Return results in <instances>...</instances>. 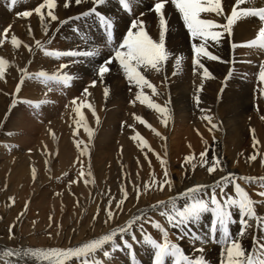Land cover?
<instances>
[{
    "label": "snow or ice",
    "instance_id": "snow-or-ice-1",
    "mask_svg": "<svg viewBox=\"0 0 264 264\" xmlns=\"http://www.w3.org/2000/svg\"><path fill=\"white\" fill-rule=\"evenodd\" d=\"M73 2L75 5H82L85 0H62L64 8H68ZM17 4L18 0H7V11L14 13L18 18H28L36 14L45 34L48 33L52 21H56L58 26H62L70 21L86 24L91 19L102 30L103 36L88 42L85 48L73 47L67 50H48L41 40H35V48L41 51L44 56L65 57L67 61L61 63L53 74H49L45 70L29 72L27 66L17 69L20 75L14 91L4 93L10 96V102L3 114L4 118L0 119V129L4 128L8 120L20 108L24 109L31 120L39 121L43 124L46 119L43 115L44 106L55 104L56 102L49 99L33 100L25 97L23 89L27 86L26 81L33 80L43 85H48L49 82L54 81L65 89L71 88L74 86V81L79 79V77L65 70L70 66H75L77 63L95 64V67L91 69L92 78L87 85H82L81 87V96H90L89 88H94L99 84L103 86V96L107 99L110 95V85L106 83V77L111 74L113 67H115L116 71L122 73L123 78L127 82L128 92L131 96L129 103L135 105L139 102L141 105H147V107L156 110V112L161 114V123L166 127L168 120L173 116L169 109L170 96L161 105L144 92V89L147 88L151 90L152 96L162 95L158 91L157 86L147 78L146 73H161L170 58H173L175 64L173 65L172 74L175 75V69L180 66L182 61V57L169 48L171 34L166 6H171L178 13L185 30L186 39L191 41L192 71L194 75L199 77V84L192 99L194 106L201 112V118L207 121L209 131L217 130L219 122H214L212 115H205L209 110L200 107V92L203 90L206 80L215 79L216 77L204 61H215L232 65L222 77L221 87L218 90V100L223 99L224 87L232 78L233 68L236 63L234 55H230L225 60L218 52L210 51L209 48L213 46L218 48L226 40L230 53L234 54L237 48L245 47L255 49L257 54L264 56V6L249 5L248 0H231L230 11L226 9L222 0H154L147 11L154 14V22L158 24V35L156 38L150 34L152 30L147 27L145 12L141 11L139 4H134L133 0H115L117 11H113L110 7L113 4V0H88V6L85 10L79 11L76 15L65 19H59L54 11L57 8V0H41L34 8L24 10H17ZM201 14H214L220 20L202 18ZM253 17L257 19L259 24L254 37L236 41L234 39V29L239 26L240 22ZM121 23L124 24L123 29L120 28ZM11 27V24H9L0 30V44L4 43L3 37L8 36ZM72 30L75 33L84 31L79 24L75 23ZM117 32H119V35H117ZM31 33V26L29 25V34L31 35ZM81 39H85V37H81ZM210 41L213 43L210 44ZM10 42L14 48L23 47L29 53L33 51L31 44L24 43L15 34H11ZM100 48L110 49V51L107 54H102L99 50ZM8 66L9 61L0 57V80H5ZM257 69V92L260 98H264V59L258 61ZM163 83L167 87L166 75ZM51 90L49 88V91ZM78 100H80V97L74 96L70 101L71 111L75 113L73 123L76 126L72 129V134L75 137L77 129L81 125L83 126V130L88 137L87 143L77 138L75 139V144L80 156H88V145L93 142L96 130L88 126L81 109L84 107L90 109L97 125L100 124V118L93 104L85 103L83 100L77 103ZM65 107L67 108L68 105H65ZM132 116L135 121L151 129L155 135L161 136V133L152 128V125L141 116L135 113H132ZM261 119L264 120V116H261ZM48 123L49 125L51 124L50 121ZM125 126L133 129L134 134L131 139L137 142V146L144 152L145 159H148V153L151 152L164 168V179L156 180L153 178L149 182H144L142 184L143 192L147 193L154 186L159 190H163L164 186L167 185L168 189H171L172 179L168 175L166 159L148 146L144 137L135 131L133 124L122 121L121 127ZM48 132H52L50 127ZM250 132L252 133L253 145L255 146L259 143L256 140L255 130L250 129ZM18 134H23V129L10 130L3 133L5 139L0 141V148L9 149L10 142L8 138ZM53 138H55L54 134ZM161 138L165 139L162 136ZM82 144L84 147H81ZM208 153L209 149L205 148V151L199 154L204 164L208 165L207 172L212 174L219 170V172L224 173L220 175L219 179L213 180L211 185L197 183L186 188L183 192L177 193L176 196L169 197L166 201L157 200L148 209V212L140 210L138 213L132 214L123 224L110 227L105 233L82 242L78 246L67 248L50 247L47 249L26 248L24 246L17 248L13 246L7 247L4 255L8 257L9 264H29L30 256L42 258V261L47 262V264H72L73 260L78 261L79 264H114L115 253L124 251L130 257L129 264H143L142 261L138 260L134 248V245L143 242L153 250L151 264H166L168 258H171V264H211V261L207 260L203 254L204 245L211 242L222 245L218 264H264V215H258L255 207L257 204L264 206V191L258 192V196L262 198L260 201L253 200L237 181L243 180L254 183L257 178L236 176L232 172H226L222 160L217 155L212 154L209 161ZM256 158L255 154L248 157L250 161L256 160ZM190 159L192 158L185 157L186 161ZM77 162L79 163V158ZM137 164H139V160H137ZM261 164L264 165V158L261 159ZM81 168L83 169V165H81ZM32 174L35 177V168H33ZM67 175L65 172L62 177ZM125 175L127 174L125 173ZM85 176H92L90 167L87 173L83 170L81 171L80 178ZM62 177H56L55 179L61 181ZM259 181L261 187H264V177H260ZM76 182V180L69 179V189ZM92 182L94 183V181ZM85 183H88L87 179H85ZM229 185L232 186L234 195L225 192ZM135 188V196L138 200L141 195V185H135ZM217 189H219V194ZM9 199L11 200L12 198L10 197ZM127 199L128 191L126 187L122 186L119 199L110 197L107 200V206L103 209L105 224L113 221L114 210L112 205L115 204V208L122 211ZM179 200L184 201L182 206L178 205L177 202ZM25 209H27V203L25 204ZM234 210H238L239 216V230L235 236L230 231V225L237 223V218L233 215ZM153 211H159V215L166 218L169 226L180 230V239L190 236L193 243L199 241L200 247L195 249L199 254L192 257L177 243L171 242L165 226L148 215V213ZM98 214L99 209L97 210ZM205 214L211 215V222L207 226V232L200 235L192 231L191 226L199 223ZM49 219H52L51 216ZM95 219L96 216L93 217L94 221ZM253 221L256 222L257 230L260 234L257 235L256 232H253L251 247L246 248L243 238L248 233V230L253 227ZM145 224H150L161 233L163 236L162 243L146 233ZM13 227L14 225H9L8 228L9 240H14L15 238ZM137 231L140 233V239L137 237ZM217 233H219V236H217ZM49 236H51V233H49ZM97 253L101 254L99 258ZM0 264H3V262H0Z\"/></svg>",
    "mask_w": 264,
    "mask_h": 264
},
{
    "label": "bare ground",
    "instance_id": "bare-ground-1",
    "mask_svg": "<svg viewBox=\"0 0 264 264\" xmlns=\"http://www.w3.org/2000/svg\"><path fill=\"white\" fill-rule=\"evenodd\" d=\"M6 2H7V0H0V30H2L4 27H7L9 24H11L12 27H11V30H10V33L8 34V36L3 37L4 43L0 44V57H3L4 59L9 61V66L6 68V78H5V80H0V94L4 95V101L2 99H0V107L2 108L3 112H5L7 110V105L10 102V96L5 95L4 93H6V92L10 93V92L14 91L15 84L18 81L19 75H20V73L17 70L18 68H22V67L27 66L29 72H36L39 70H45V71H48L49 74H53L59 68V65L61 63H65L67 61V58H65V57L55 58V57L44 56L41 51H39L38 49L35 48V40H41V42L44 43L45 48H47L48 50H67V49L73 48V47L85 48L87 46L88 42H91L94 39H98V38L103 36L102 30L91 19H89V21L86 24L82 23V22L70 21L69 23H66L62 26H58L56 21H52L48 33L45 34L43 31V28L41 26L39 17L36 14H33L32 16H30L28 18H18L15 16L14 13L7 11ZM39 2H41V0H18L17 10L34 8ZM133 2H134V4L138 3L140 6V10L145 12L147 27L152 30L150 34H152L154 36V38H156V36L158 35V24H156L154 22V14L147 11L148 7L154 2V0H133ZM222 2L225 4L226 9H228L230 11L231 0H222ZM248 4L254 5L257 7L264 6V0H248ZM87 6H88V0H85L84 4H82V5H75V3L73 2L70 4V6L68 8H64L62 0H57V8L54 11L57 13L59 19H65L66 17L76 15L79 11L85 10ZM244 6H248V5H244ZM110 7L112 8L113 11H117L116 6H115V0H113V4L110 5ZM166 7L168 9V19L170 21V34H171L170 40H169V48L175 54L180 55L182 57V61H181L180 66L175 69V71H176L175 75L172 74L173 73V65L175 64V60L173 58H170L169 62L167 63V65L165 66L164 70L161 73H155V72L146 73L147 78L157 86L158 91L161 92L162 95L152 96L151 90L147 89V88L144 89V92L146 94L150 95L151 99H153L156 103H160L161 105H163L164 101L168 100L169 96H170L171 102L169 104V109L173 113V116L168 120L167 126L165 127L161 123L162 116L160 113L156 112V110L147 107V105H141L139 102H137L135 105H132L129 103L131 96H130V93L128 92L127 82L123 78L122 73L117 72L115 67H113L111 74L106 77V83L108 85H110V95L107 97V99H105V97L103 96V86L97 84L96 87L89 88L91 95L87 96V100L89 99V102L94 105L95 109L98 108L96 110V113L100 118V124L97 125L95 123V118L92 116L91 112H88L87 107H84L81 109V112L84 114V116L88 115V113H91V115H88L89 117L88 116L87 117L85 116V117H86V121L91 120L90 121L91 125L90 124L89 125L92 126L93 129L96 130L94 132L93 142L90 144L91 148H93V150H94L93 152H95V156L98 155V156H96L98 158H99V156H100V158L102 156H104L103 159H105L106 155H104V154L108 153L107 157L109 159H111V160H109V162L112 163V162H114L113 161L114 157L112 159L110 152L112 150L115 151L117 149L116 147L119 148V152H120V149L122 151L119 154V156L122 155V160L120 158V163L118 162L120 164V166L118 165V167L120 169V167L122 165L123 169H125V172L121 176L123 178L122 181L120 183L118 182V184H117L119 188L117 191L115 190L116 192L113 193V197H116V199H119L120 198V188L122 186L126 187V189L128 191V199L125 201V203L123 205V210L121 211L119 209H116L115 204H114L112 207L114 210L113 221H110L108 224L104 223L105 217L101 218L100 215H97L95 221H92L93 224L91 223L90 227L87 228V231L85 233L80 232V229H83L82 226L80 225V226H78L79 229L77 231L75 230L73 233H71L69 235H66L63 233V235H61V234L58 236L55 235V237L50 238V239H46V237H45V239L39 238L38 242H37L38 245H36V246L30 245L31 240L28 242L26 239H23L22 235H20V232L18 231L19 226H20L19 221L15 220L13 231L16 234L15 235L16 238H14V240H9V238L0 237V262H3V264H9L8 257H6L4 255V252H5L7 247L16 246L18 248L19 246H24L26 248H44V249H47L50 247L67 248V247L78 246L82 242H86L89 239L95 238L98 235L105 233L110 227H115L117 224H123L128 218H130V216L132 214H136L140 210L148 212V209L156 203L153 201V199L157 200V198L160 197V196L156 197L154 195H153L154 198L153 197L152 198L144 197L142 195L143 192H141L139 199L137 200V198H135L136 197L135 196V191H136L135 185H141V190H142V184L148 179L146 176V174H147L146 168H148L151 171V169L153 167L152 168H150V166L146 167V165L148 164L147 163L148 159L145 160V158H141L140 154L143 152H140L141 150L139 151V149H137L139 147L138 146L136 147V145H137L136 141L133 140L132 142H130V140H132L131 137L134 134L133 129L128 128L126 126L121 127V121L123 120V121H126L128 124H133L135 127V131L139 132L141 134V136L148 134L146 132H149L151 130L149 128H147L145 125L140 124L138 121H135L133 116H132V113H135L136 115L141 116L144 120H146L149 124L152 125V128H154V125L155 126L159 125L161 128L166 129L168 132H169V129H171L173 127V125H176V126L177 125L178 126L188 125L190 128H191V126L193 128H197V127H200V125L206 123L205 122L206 120H203L201 118V112L197 107L194 106L193 99H192L193 95L195 93V89L199 84V77L197 75H194L193 71H192V59H191V52H190L191 41L186 39L185 30L182 26V22L179 19L178 13L171 6H166ZM201 16H202V18L220 20V18L215 17L214 14H201ZM74 23L79 24L80 27L84 31L80 32V33L73 32L72 29H73ZM29 25L31 26V30H32L31 35L29 34ZM258 26H259V24H258V21L255 17L250 18L246 21L240 22L239 26L234 29V39L236 41H243V40H247V39L254 37ZM123 27H124V24L121 23L120 28L123 29ZM11 34H15L24 43L31 44L33 46V51L31 53H29L28 50L23 48V47L14 48L10 42ZM117 35H119V32H117ZM81 37H85V39H81ZM209 43L212 44L213 42L210 41ZM99 50L102 52V54H107L110 51V49H106V48H100ZM209 50L213 51V52H218L225 60H227L230 55H234L236 63H235V67L233 68V76L230 79V81L227 83V85L224 87L223 99L218 100L217 99L218 94H219L218 90L221 87L222 77L227 72L228 68L231 67L232 65L227 64V63L215 62V61H207V60L204 61L206 66L209 68V70L211 72H213V74L216 78L206 80L204 82L203 90L200 92V96H201L200 107L208 109L209 111L207 113H205V115H212L214 117V122H219V127L217 129L219 134H216L217 136L219 135V139L214 144V146L210 145L209 148L206 146L209 149L208 156L210 158L212 156V154L219 151L221 153V155L223 156L221 160L223 162V167L226 170V172H232L236 176H250V177L257 178L254 183H249V182H246L243 180H238L237 182L240 183L241 186L249 193V196L252 199L255 198L258 200V199H260V197L258 196V192L264 191V189L258 188V185L259 186L261 185L259 178L264 177V165L261 164V159L264 158V120L261 119V116H264V98H260L258 95V92H257V88H258L257 64H258L259 60L264 59V56L257 54L255 49H248L245 47L237 48L235 50L234 54L230 53V50L228 47V42L226 40L224 42H222V44L218 48L213 46V47H210ZM94 67H95L94 63H77L75 66H70L68 69H66L65 71H69L74 76L79 77V79H76L74 81V86L71 88H67V89L63 88L60 85H57L54 81L49 82L48 85H43V84H40V83L33 81V80H27L26 81L27 86L24 87V89H23V95L25 97L31 98L33 100L49 99V100L55 101L56 102L55 104H49L47 106H44L43 115L46 117L44 122L50 121L51 122L50 125L58 122L57 124H60V128H61V124L63 125V123H64V124H67L70 127L74 128V127H76L73 123V117L75 116V113H73L71 111L70 101L74 96H76V97H80V100H83L86 103V100H84V97L82 98V96H81L80 90H81L82 85H87L88 82L90 81V79L92 78L91 69ZM165 75L167 76V87H165V85L163 83ZM49 88H51L52 90L49 91ZM3 95H1V96H3ZM80 100H78L77 103H79ZM126 103H128L127 106H125ZM65 105H68V107L66 108ZM85 110L88 113L85 112ZM224 110H228V111L224 112ZM89 111H90V109H89ZM121 115H122V118H121ZM123 115H125V117H123ZM126 115H127V117H126ZM1 116H3V115L1 114ZM12 118H13V120H12ZM16 118H18V119L16 120ZM37 122L38 121L31 120L28 117L27 113H25L24 109L20 108L19 110L16 111V114L8 120V122L6 123L5 126H10V127L13 126L14 127V125H17L19 123H24V124H27L30 128H32ZM39 124H41V123L39 122ZM207 124L208 123H206V125ZM47 125L49 126V123H47ZM18 126H20V125H18ZM57 127L59 129V125H57ZM181 127H183V126H181ZM189 127H187V128H189ZM204 127H206V126H204ZM14 128H16V127H14ZM18 128L19 127H17L16 130H18ZM43 128H45V127H43ZM72 128H71V131H72ZM197 129H200V128H197ZM250 129L255 130L256 140L259 142L255 146L253 145V138H252V133L250 132ZM54 130H55V128H54ZM78 130H81V129L78 128ZM82 130H83V127H82ZM123 130H125V133H126L125 138H124V135L121 134L122 132L120 133V131H123ZM156 131L159 132L158 129ZM163 131L164 130H162V132ZM200 131H201V129H200ZM77 132H78V134L80 133V131H77ZM152 132L153 131H151L149 133H152ZM215 132H217V131H215ZM53 133L54 132H52V134ZM57 134H59V133H57ZM61 134L63 135V133H61ZM207 134L208 133H206L205 135H207ZM49 135H51V134H49ZM84 135L87 137L86 134H84ZM183 135H184V133H183ZM79 136H83V134H81ZM149 136H151V134H149ZM209 136H210V134H209ZM3 137H4L3 131H1L0 132V140L3 139ZM63 137H65V135H63ZM152 137H153V134H152ZM192 137H195L194 134L192 135ZM192 137H191V139H192ZM81 138L83 139L84 136ZM122 138H124V139H122ZM148 138H147V140H148ZM203 138H206V137H203ZM82 139H80V140H82ZM85 139H87V138H85ZM158 139H162V138L160 137ZM196 139L197 138H194V140H196ZM197 140H196V142H197ZM204 140L206 142V139H204ZM60 141H63V140L61 139ZM82 141L85 142L84 139ZM161 141H164V139H162ZM166 141H167V139H166ZM207 141H209V140H207ZM44 142H45V140L42 141V144H41L43 149H44V147L45 148L47 147V144L49 143V141H47V143L45 142L46 144H43ZM70 142H72V141H70ZM149 142L153 144V142H151V141H149ZM193 142H195V141H193ZM193 142H191V143H193ZM200 142L202 143V148H200L196 153H194L195 154V160L193 158L192 159L194 161L191 160L192 164L194 163L193 165L195 166L194 167L195 170H197L199 166L204 164V162L200 159L199 154L202 151H204V148H205L204 146L206 144H209L208 142L205 143L203 140ZM210 142H211V140H210ZM57 143H59V141H57ZM65 143L66 142L64 139V145H65ZM191 143H189V144H191ZM61 144H63V142ZM72 144H73V142H72ZM90 145H88V146H90ZM150 145L148 144V146H150ZM48 146H50V145H48ZM66 146L67 145H65L64 148H66ZM75 146H73V147H75ZM153 146H154L153 148H155V146H157L156 143ZM179 146H178V148H179ZM160 147H161L160 152H157V153L162 154L165 152L164 151V144ZM37 148H38V146H37ZM56 148H58V146ZM59 148H61V146ZM70 149H72V148H70ZM217 149H218V151H217ZM45 150H43V151H45ZM49 150H46V151L49 152ZM55 150H57V149H55ZM61 150L63 151V154H64V151L68 150V149L63 150V148H62ZM74 150H78V149H74ZM145 150H147V149H145ZM170 150H171V148H170ZM222 150H224V152H222ZM37 151L39 152L38 149H37ZM91 151H92V149H91ZM126 151H129L128 152L129 156L133 155L132 153L135 152V154H136L135 158L130 160L126 156ZM48 152H47V155H49ZM59 152H61V151L59 150ZM74 152H76V151H74ZM67 153H68V156L71 158L72 153L71 152H67ZM150 153L151 152H149V154ZM0 154H2V151L0 152ZM63 154L60 153V155H63ZM165 154H167V153H165ZM253 154H255L257 156V158H256V160L250 161L248 159V157L250 155H253ZM90 155H92V154H90ZM90 155H89V157H91V158L94 157V156L92 157ZM192 155H193V153H192ZM21 156H23V154H21ZM36 156H38V155H36ZM36 156H35V158H36ZM52 156H54V155H52ZM152 156H153V154H152ZM17 157H19V156H17ZM45 157H46V153H45ZM63 157L65 158L66 156L63 155ZM63 157L61 156L60 159ZM154 157H155V155H154ZM186 157H188V156H186ZM2 158H4V157H2ZM24 158H25V156H24ZM98 158H96V159H98ZM153 158L151 160L154 161ZM66 159H67V162L68 161L72 162V158L71 159L65 158L64 160L66 161ZM16 160H18V159H15V161ZM64 160H62V161H64ZM87 160H88V158H87ZM137 160H139V164H137ZM179 160L181 161V159H179ZM19 161H21V160H19ZM46 161H48V160H46ZM89 161H91L90 158H89ZM97 161H99V160H97ZM157 161L158 160H156L155 162H157ZM16 162H18V161H16ZM22 162H24L23 159H22ZM30 162H32V161H30ZM30 162H28V163H30ZM38 162L33 161L32 162L33 165L30 166L31 164L30 165L28 164L29 167L27 166V168L26 167L23 168L22 165H24V164H20V162H19V164H17L16 167L13 166L15 168V171L17 170L16 171L17 173H14L17 176L16 177V179H17L16 183H15L16 179L13 177L14 175L13 176L11 175L14 178V184L15 185L17 184L16 189H18V185L19 186L21 185V187H22V183L24 184V183H26V181H29V180H27L26 175L32 174L33 168H35V170H36L35 176L37 178H35L34 181L32 180V184H34V185L40 184V180L43 177L41 173L43 171L40 173L39 166L41 164L39 165ZM50 162H51V160H50ZM67 162H65L64 164H66ZM131 162H133V164H131ZM100 163H103V162L100 161ZM100 163L98 162L101 170L98 171L96 169L97 173L94 175V180H95L94 183L92 182L90 184L88 182L85 184V186H86L85 188H87L86 193L90 194L92 192L91 193L92 198L97 193L98 187L102 188V190H104V191L105 190L108 191V189L110 190L111 186H113V185L110 186V183H111L110 179L109 178L107 179V177L105 178V176H104L108 172V167H107V169L106 168L103 169V166ZM174 163H172V164H174ZM189 163H187L184 166V168L182 169L183 171L179 174V176L181 178L183 177V180L185 181V183H184L185 187L182 189H179V190L172 187L170 189V191H167V193L170 192L168 194L169 197H174V196H176L177 193L183 192L186 188L191 187L192 185L197 184V183L211 185L213 180L219 179L220 175L224 174V173L219 172V170H217L216 172H214L212 174H209L207 172L206 174H203L204 176L199 178V176L198 177L195 176L196 174L191 175V173H189L188 167L192 166V164H189ZM62 164L58 165V167L61 168V170H62V167H61ZM89 164L91 165V163L89 162L87 164L88 167H91L92 165L89 166ZM98 164H96V165H98ZM104 164H105V162H104ZM157 164H159V163H157ZM170 164L171 163L169 162V165ZM115 165H117V163H115ZM68 166L70 167L71 165H68ZM108 166H111V165H108ZM104 167H105V165H104ZM154 167L156 168L157 166H154ZM196 167H197V169H196ZM49 168L51 169V167H49ZM114 169L117 170V168H115L113 166L112 172L115 171ZM199 169H201V168H199ZM45 170H47L46 167H45ZM149 170H148V172H149ZM156 170H158L157 172L159 174V176H157L155 174V176H157V178H160V176H164L163 175L164 168L162 166H160L159 169H156ZM22 171H24V173ZM85 171H87V169L84 170V172ZM93 171H94L93 173H95V170H93ZM153 171H154V169H153ZM171 171H172V169H171ZM176 171H179V170H177V168H176ZM49 172L51 174V171H49ZM65 172H67V171H65ZM44 173L45 172H43V174ZM62 173H63V171H62ZM118 173L120 174V170ZM125 173L127 175H125ZM18 174H25V176L23 177V175H22L20 177V176H18ZM52 175H50V176H52ZM147 175H150V174L148 173ZM152 175H151V177H152ZM199 175H200V173H199ZM11 176H10V178H11ZM31 176L32 175H30L29 177H31ZM106 176H108V175H106ZM56 177H57V175H56ZM10 178H9V180H10ZM22 178H23V180H22ZM90 178H92V176ZM3 179H4L3 181L5 182V177ZM50 179H48V180H50ZM84 179H85V177H84ZM46 181H47V179H46ZM46 181H45V183H46ZM0 184H2V183H0ZM51 184H53V182ZM28 185H30V184H28ZM2 186H4V185H2ZM9 187H11V186H9ZM115 187H113V189ZM85 188L83 187L82 189L86 190ZM248 188H251L250 189L251 192ZM6 189H7V187H6ZM29 189L33 191V194L35 192V197L38 195L37 191L38 192L41 191V188L38 189V187H36V186H30ZM26 190H28V189H26ZM89 190L91 192H89ZM152 190L153 189H150V192H152ZM209 192H210V189H209ZM225 192L231 193L234 195V192L232 190L231 185H229L228 188L225 189ZM110 193H111V191H110ZM167 193H165V195ZM217 193L219 194V189H217ZM104 195H106V193H104ZM104 195H103V193H101L102 197H105ZM38 197H40V195ZM132 199H134V205L131 208H129V204H130ZM177 203H178V205L182 206L184 201L179 200ZM81 204H83V206L86 208V206H87V204H89V202L87 199H85V200H83V202H81ZM102 204H106L105 201H102ZM255 207H256L258 215H264V206L256 205ZM153 212H156V211H153ZM153 212L148 213V215H150L152 218L154 215ZM233 215L237 218V223L230 225V231L235 236V234L239 230L238 210H234ZM98 218L99 219L101 218V219L99 220ZM162 219H164V218H162ZM210 222H211V215L205 214L199 223L191 226L192 231H194L200 235H203L205 232H207V230H208L207 226L210 224ZM252 224H253V227L248 230V233L243 238V243H244V246L246 248L251 247L252 233L256 232L257 235L260 234L257 230L256 222L253 221ZM162 225L165 226L167 231H171L172 233L173 232L178 233V240L177 241L170 239V237L168 236V238L171 242L177 243L187 254H189L192 257L199 254L195 251L196 248L200 247L199 241H196L195 243H193V240L190 236H186L183 239H180L179 238L181 235L180 230L176 229V228H172L171 226H169L166 218L164 219V223H162ZM145 231H146V233L152 235V237L154 239H156L158 242H161V243L163 242V236L161 235V233L158 232L156 229H154L150 224H145ZM217 236H219V233H217ZM137 237H138V239L141 238L140 233L138 231H137ZM33 243H35V242H33ZM221 247H222V245L217 244V243H211V242L204 245V253L203 254L207 260L211 261V264H218L219 253H220ZM134 248H135V253H136L138 260L142 261L143 264H150V262H149L150 258L153 256V250L151 249V247L149 245H145L143 242H141L140 244L134 245ZM100 255L101 254L97 253L98 258L100 257ZM129 261H130V257L128 256L127 252L121 251V252L115 253L114 264H129ZM29 264H47V262L42 261V258H36V257L30 256L29 257ZM72 264H79V262L73 260ZM166 264H171V258H168V260L166 261Z\"/></svg>",
    "mask_w": 264,
    "mask_h": 264
},
{
    "label": "rangeland",
    "instance_id": "rangeland-1",
    "mask_svg": "<svg viewBox=\"0 0 264 264\" xmlns=\"http://www.w3.org/2000/svg\"><path fill=\"white\" fill-rule=\"evenodd\" d=\"M1 95H3V94H0V96ZM2 97V98H1ZM0 97V99H2L3 101H4V95L3 96H1ZM84 96H82V98H83ZM84 100H86V103H90L89 102V99L87 100V97H84ZM125 102V101H124ZM127 104L128 103H126L125 104V106H127ZM1 108V107H0ZM98 109V108H97ZM96 109V110H97ZM124 111V110H123ZM228 110H224V112H227ZM85 112H87L86 110H85ZM88 112H91V110L89 111V109H88ZM87 112V113H88ZM1 114L3 115L4 114V112L2 111V108L0 109V119H3L4 117L3 116H1ZM228 114V113H227ZM88 115H91V113H88ZM88 115H85L86 117L88 116ZM85 117V118H86ZM89 117V116H88ZM123 117H125V115H123ZM126 117H127V115H126ZM121 118H122V115H121ZM18 118H16V120H17ZM89 119V118H88ZM12 120H13V118H12ZM90 120V119H89ZM91 121V120H90ZM90 121H87V123H88V126L89 127H92V126H90L91 124V122ZM123 121V120H122ZM121 121V122H122ZM49 121H46V122H44L43 124H39V121L32 127V128H30L27 124H24V123H19V124H17V125H14V127H16V128H14L13 126H4L5 128L4 129H0L1 131H3V133H6V132H8V131H10V130H16L17 129V127H19L18 129H23V134H18V135H15V136H13V137H9L8 139H9V142H10V148L9 149H4V148H0V152L2 151V154H0V183H2V184H0V237H5V238H8V228H9V225H14V221L16 220H18L19 221V232H20V235H22V237H23V239H26L28 242L30 241V245H32V246H36V245H38V239L39 238H43V239H45V237H46V239H50V238H53V237H55V235H63V233L64 234H66V235H69V234H71V233H73L75 230L77 231L79 228H78V226H82V228L83 229H80V232H83V233H85L86 231H87V228H89L90 227V225H91V223L93 224V222L92 221H94L93 220V217L94 216H96L97 217V210L99 209V214L98 215H100V217L102 218V217H105V215H104V211H103V209L107 206V200L111 197V198H113V199H116V197H113V193L114 192H116L117 190H118V182L120 183L121 181H122V175L124 174V172H125V169H123V167H122V165H121V167H120V169H119V167H118V165L120 166V158H121V160H122V155H120L119 156V154L122 152L121 151V149H120V152H119V148L118 147H116L117 149L115 150V151H111L110 153H111V157H112V159H113V157H114V159H113V161L115 162V163H117V165H115V163L114 162H109V160H111V159H109L107 156V154H104V155H106V158L105 159H103L104 158V156H102L101 158H100V156H99V158L98 157H96V156H98V155H96L95 156V152H93L94 150H93V148H91V145L90 146H88L89 147V155L90 154H92V155H90V156H94L93 158H91V157H89V155L88 156H79L80 155V153H78L79 152V150H74V149H77L76 148V144H75V138L77 139V138H79V139H82L81 137H83L84 136V140H85V142L87 143V140H88V137H86L84 134H86L85 132H84V130H82V127L83 126H80L79 127V129H81V130H78L77 129V131H80V133L78 134V132H77V135L74 137L73 136V134L71 133L72 131H71V128L72 127H70L69 125H67V124H64L63 123V125L61 124V128H60V124H57L58 122H56V123H54V124H52V125H47V123H48ZM206 123H207V121H205ZM206 123H204V124H202V125H200V127H197V128H200L201 129V131H200V129H197V128H193L192 126H191V128L188 126V125H180V126H176V125H173V127L171 128V129H169V132L166 130V129H163V128H161L159 125V127L158 126H155L154 125V129L155 130H157L158 129V131L162 134L161 136L163 137L164 136V141H161L162 139H158V138H160L161 136H156L155 134H154V132H152V133H149V132H151V131H149V132H146V133H148V134H145L143 137L145 138V141L150 145V148L151 149H154V152H160V149H161V147L160 146H162L163 144H164V153H160V156L162 157V158H164L165 157V159H166V161H167V171H168V175H169V177L172 179V187L173 188H175V189H177V190H179V189H182V188H184L185 187V181L183 180V177L181 178L180 176H179V174L183 171L182 169L184 168V166L187 164V163H189L191 160L192 161H194L195 160V154L194 153H196L200 148H202V143L200 142V141H204L205 142V140L204 139H206V142H208L209 144H206L204 147L205 148H209L210 147V145L211 146H214V144L217 142V140L219 139V135L217 136L216 134H219L218 133V130H213V131H209V125L207 124L206 125ZM90 124V125H89ZM18 125H20V126H18ZM41 125V126H40ZM57 125H59V129H58V127H57ZM206 126V127H204V126ZM181 126H183V127H181ZM189 127V128H187V127ZM203 126V127H202ZM29 127V128H28ZM43 127H45V128H43ZM51 128V130H52V132H54L53 134H54V137L55 138H53V134H52V132L51 133H49L48 132V128ZM68 127V128H67ZM7 128V129H6ZM10 128V129H9ZM13 128V129H12ZM54 128H55V130H54ZM65 128V129H64ZM93 128V127H92ZM193 128V129H192ZM207 128V129H206ZM39 129V130H38ZM44 129V130H43ZM58 131H57V130ZM70 129V130H69ZM73 129V128H72ZM68 130V131H67ZM126 130V129H125ZM125 130H123V131H120V133L121 134H123L124 135V138H125ZM149 130V129H148ZM162 130H164L163 132H162ZM171 130V131H170ZM177 130V131H176ZM0 131V132H1ZM45 131V132H44ZM56 131V132H55ZM69 133H67V132ZM82 131V132H81ZM129 131V130H128ZM167 131V132H166ZM215 131H217V132H215ZM65 132V133H64ZM193 132V133H192ZM213 132V133H212ZM215 132V133H214ZM45 135H44V134ZM51 134V135H49V134ZM57 133H59V134H57ZM61 133H63V135H65V137H63V135L61 134ZM67 133V134H66ZM164 133V134H163ZM183 133H184V135H183ZM206 133H208L207 135H205ZM81 134H83V136H79V135H81ZM149 134H151V136H149ZM152 134H153V137H152ZM178 134V135H177ZM194 134V136L195 137H192V135ZM196 134V135H195ZM209 134H210V136H209ZM48 135V136H47ZM68 135V136H67ZM87 135V134H86ZM180 135V136H179ZM4 136V135H3ZM52 136V137H51ZM61 136V137H60ZM198 136V137H197ZM208 136V137H207ZM29 137V138H28ZM149 137V138H148ZM152 137V138H151ZM191 137H192V139H191ZM203 137H206V138H203ZM21 138V139H20ZM54 140H53V139ZM73 138V139H72ZM85 138H87V139H85ZM124 138H122V139H124ZM147 138H148V140H147ZM157 140H156V139ZM194 138H197L196 140H197V142H196V140H194ZM208 138V139H207ZM5 139V136L3 137V139H1L0 141H2V140H4ZM13 139V140H12ZM57 139V140H56ZM63 140V141H60V140ZM64 139H65V145H67L66 146V148H64L65 147V145H64ZM82 139V140H83ZM154 141H153V140ZM166 139H167V141H166ZM182 139V140H181ZM23 140V141H22ZM28 140V141H27ZM45 140V142L47 143V141H49V143L47 144V147L45 148L44 147V149H43V147L41 146V144H42V141H44ZM192 140V141H191ZM207 140H209V141H207ZM210 140H211V142H210ZM22 141V142H21ZM41 141V142H40ZM57 141H59V143H57ZM70 141H72L73 142V144H72V142H70ZM120 141V140H119ZM133 140H130V142H132ZM149 141H151V142H153V144L152 143H150ZM193 141H195V142H193ZM200 143H199V142ZM43 143V144H46V143ZM63 142V144H61ZM68 142V143H67ZM156 143V145L157 146H155V148H153L154 146L153 145H155V143ZM160 142V143H159ZM172 142V143H171ZM191 142H193V143H191ZM213 142V143H212ZM27 143V144H26ZM184 143V144H183ZM189 143H191V144H189ZM200 145H198V144ZM53 146H52V145ZM59 144V145H58ZM71 144V145H70ZM115 144V143H114ZM117 144V143H116ZM162 144V145H161ZM25 145V146H24ZM40 145V146H39ZM48 145H50V146H48ZM64 145V146H63ZM180 145V146H179ZM37 146H38V148H37ZM58 146V148H56ZM61 146V148H59ZM73 146H75V147H73ZM168 146V147H167ZM178 146H179V148H178ZM207 146V147H206ZM49 147V148H48ZM81 147H84L83 146V144L81 145ZM136 147H137V145H136ZM41 150H40V149ZM63 148V150H65V149H68V150H65L64 151V154H63V151L61 150ZM70 148H72V149H70ZM158 148V149H157ZM169 150H168V149ZM170 148H171V150H170ZM178 148V149H177ZM192 148V149H191ZM205 148H204V151H205ZM37 149L39 150V152L37 151ZM49 150V152L48 151H46V150ZM55 149H57V150H55ZM91 149H92V151H91ZM137 149H139V151H140V148H137ZM166 149V150H165ZM29 150H31V151H29ZM43 150H45V151H43ZM59 150L61 151V152H59ZM76 151V152H74V151ZM159 150V151H158ZM177 150V151H176ZM180 150V151H179ZM220 150V149H219ZM37 151V152H36ZM41 151V152H40ZM43 151V152H42ZM57 151V152H56ZM118 151V152H117ZM145 151H147V150H145ZM217 151H218V149H217ZM22 152V153H21ZM47 152H48V154L49 155H47ZM66 152V153H65ZM67 152H71L72 154V156H71V158H72V162H67V159H66V161L64 160L65 158H68V159H71L69 156H68V153ZM117 152V153H116ZM129 151H126V156L130 159V160H132V159H134L135 158V152H133L132 154L133 155H131V156H129V153H128ZM140 152H142V151H140ZM169 152V153H168ZM180 154H179V153ZM222 152H224V150H222ZM20 153V154H19ZM31 153V154H30ZM34 153V154H33ZM39 153V154H38ZM45 153H46V157H45ZM60 153L61 154H63V155H65L66 157L64 158L63 157V155H60ZM77 155H76V154ZM114 153V154H113ZM116 153V154H115ZM165 153H167V154H165ZM192 153H193V155H192ZM21 154H23V156H21ZM54 155V156H52V155ZM56 154V155H55ZM79 154V155H78ZM149 154V153H148ZM215 155H217L220 159H222V155H221V153L218 151V152H216V153H214ZM30 155V156H29ZM36 155H38V156H36ZM74 155V156H73ZM141 155V158H145V156H144V152L143 153H141L140 154ZM164 155V156H163ZM167 155V156H166ZM192 155V156H191ZM7 156V157H6ZM10 156V157H9ZM17 156H19V157H17ZM21 156V157H20ZM24 156H25V158H24ZM28 158H27V157ZM35 156H36V158H35ZM63 157V158H61L60 159V157ZM68 156V157H67ZM78 156V157H77ZM151 156V157H150ZM184 156V157H183ZM186 156H188V157H191V158H193V159H190V161L188 160V161H186L185 160V157ZM2 157H4V158H2ZM6 157V158H5ZM17 157V158H16ZM32 157V158H31ZM41 157V158H40ZM43 157V158H42ZM78 160V158H79V163L77 162V160L75 159V158ZM131 157V158H130ZM148 164L146 165V167H148V166H150V168H152L151 169V171L148 169V168H146V171H147V174L149 173L150 175H147L146 174V176H147V180L145 181V182H149V181H151L153 178H155L156 180H163L164 179V176H160V178H157V176H159V174H158V170H156V169H159V167L161 166V165H159L160 164V162L159 161H157V162H155L157 159H155L156 158V156L154 157V155L152 156V153H150L149 155H148ZM154 157V158H153ZM27 158V159H26ZM75 160H74V159ZM87 158H88V160H87ZM89 158H90V160L91 161H89ZM96 158H98V159H96ZM116 158V159H115ZM154 159V161L153 160H151V159ZM178 158V159H177ZM5 161H4V160ZM9 159V160H8ZM15 159H18V160H16V161H18V162H16L15 161ZM22 159H23V161L24 162H22ZM30 161H35V162H38L39 163V170H40V173L43 171V172H45L44 174H43V172L41 173L42 174V181L40 180V184L39 185H34V184H32V180L34 181V179L35 178H37L36 176L34 177L33 176V174H29V175H26L27 177V180H29V181H26V183H22V187H21V185L19 186L18 185V189H16V187H17V184L15 185L14 184V178L16 179V175L14 174V173H17L16 171H15V168L14 167H16L17 166V164H19V162H20V164H24V165H22L23 166V168L24 167H26L27 168V166H28V164L30 165V166H32L33 164H32V162H30ZM36 159V160H35ZM59 159V160H58ZM94 159V160H93ZM101 159V160H100ZM150 159V160H149ZM179 159H181V161L179 160ZM19 160H21V161H19ZM27 160V161H26ZM43 160V161H42ZM46 160H48L47 161V163H46ZM50 160H51V162H50ZM62 160H64V161H62ZM96 160V161H95ZM97 160H99V161H97ZM106 160V161H105ZM145 160H147V159H145ZM170 160V161H169ZM178 160V161H177ZM211 160V157L209 158V161ZM2 161V162H1ZM4 161V162H3ZM53 161V162H52ZM76 161V162H75ZM94 161V162H93ZM100 161L101 162H103V163H100ZM192 161L189 163V164H192ZM16 164H15V163ZM28 162H30V163H28ZM55 162V163H54ZM65 162H67L66 164H64ZM91 163V165L93 166H91L90 164H89V166H91L90 168H91V172H92V178H90V177H87V176H85V179H87L88 180V182L91 184L92 183V181H95L94 180V175L97 173V171H96V169L98 170V171H100L101 170V168L99 167V164H98V162L100 163V164H102V166H103V169H107V167H108V172L104 175L105 176V178L107 177V179L109 178L110 179V186L111 185H113V186H111V189L109 190L108 189V191L107 190H102V188H100V187H98L97 188V193L93 196V198H92V195H91V191L89 190V192H91L90 194L89 193H86L87 192V188H85L86 186H85V179L84 178H80V173H81V171L83 170H86L87 169V171H88V169H89V167H88V163ZM97 162V163H96ZM104 162H105V164H104ZM109 162V163H108ZM119 162V163H118ZM149 162H151V163H149ZM169 162L171 163L170 165H169ZM175 162V163H174ZM52 163V164H51ZM58 163V164H57ZM63 163V164H62ZM84 163V164H83ZM94 165H93V164ZM157 163H159V164H157ZM172 163H174V164H172ZM178 163V164H177ZM181 163V164H180ZM10 164V165H9ZM13 164V165H12ZM44 164V165H43ZM57 164V165H56ZM59 164H62L61 165V167H62V170H61V168H59L58 167V165ZM71 165L70 167L68 166V165ZM96 164H98V165H96ZM131 164H133V162H131ZM194 164V163H193ZM192 164V166H190V167H188L189 169V173H191V175H195L196 177H198L199 176V178L200 177H202V176H204L203 174H206L207 173V164H203V166L201 167V166H199L198 167V169H197V167H196V169L199 171H197V170H195V168L193 167L194 165ZM47 165V166H46ZM50 165V166H49ZM53 167H52V166ZM65 167H64V166ZM81 165H84L83 166V169L81 168ZM104 165H105V167H104ZM108 165H111V166H108ZM115 167V168H117V170H115V171H113L112 172V170H113V166ZM173 165V166H172ZM14 166V167H13ZM57 166V167H56ZM87 168H86V167ZM97 166V167H96ZM154 166H157L156 168L154 167ZM12 167V168H11ZM29 167V166H28ZM45 167H46V169L47 170H45ZM49 167H51V169L49 168ZM99 167V168H98ZM173 167V168H172ZM175 167V168H174ZM43 168V169H42ZM67 168V169H66ZM169 168V169H168ZM176 168H177V170H179V171H176ZM199 168H201V169H199ZM203 168V169H202ZM13 169V170H12ZM59 169V170H58ZM149 170V172H148V170ZM153 169H154V171H153ZM171 169H172V171H171ZM12 170V171H11ZM45 170V171H44ZM54 170V171H53ZM67 171L66 173L68 174V176H66V177H62L61 175L63 174V173H65V171ZM93 170H95V173H93L94 171ZM110 170V171H109ZM119 170H120V174L118 173L119 172ZM156 170V171H155ZM181 170V171H180ZM49 171H51V174H50V172ZM62 171H63V173H62ZM87 171H85V173H87ZM117 171V172H116ZM205 171V172H204ZM23 173H24V171H22ZM49 172V173H48ZM153 174H151V173ZM178 172V173H177ZM197 172V173H196ZM3 173V174H2ZM113 173V174H112ZM122 173V174H121ZM193 173V174H192ZM199 173H200V175H199ZM2 174V175H1ZM52 175V176H50V175ZM155 174L157 175V176H155ZM4 175V176H3ZM14 177H12V176ZM23 175V177L25 176V174H18V176H22ZM30 175H32L31 177H29ZM56 175H57V177H62V180L61 181H58V180H56L55 178H56ZM106 175H108V176H106ZM113 175V176H112ZM118 175V176H117ZM151 175H152V177H151ZM2 176V177H1ZM7 176V177H6ZM10 176H11V178H10ZM149 176V177H148ZM5 177V182L3 181L4 178ZM53 179H52V178ZM9 178H10V180H9ZM13 178V179H12ZM31 180H30V179ZM51 178V179H50ZM12 179V180H11ZM44 179V180H43ZM46 179H47V181H46ZM48 179H50V180H48ZM69 179H73V180H76L77 182L76 183H73L72 185H71V187H70V189H69V187H68V180ZM93 179V180H92ZM119 179V180H118ZM22 180H23V178H22ZM45 181H46V183H45ZM84 181V182H83ZM17 182V179H16V181H15V183ZM53 182V184H51ZM115 182V183H114ZM5 183V184H4ZM7 183V184H6ZM46 185H45V184ZM9 184V185H8ZM27 184V185H26ZM28 184H30V185H28ZM48 184V185H47ZM2 185H4V186H2ZM8 185V186H7ZM7 187V189H6V187ZM9 186H11V187H9ZM30 186H36V187H38V189H40L41 188V191L40 192H38L37 191V193H38V195L35 197V192H34V194H33V191L32 190H30L29 188H30ZM82 186V187H81ZM96 186V185H95ZM94 186V187H95ZM116 186V187H115ZM14 187V188H13ZM24 187V188H23ZM27 187V188H26ZM29 187V188H28ZM85 188L86 190H84V189H82V188ZM113 187H115L114 189H113ZM178 187V188H177ZM258 188H260V189H264V187H261V185L259 186L258 185ZM16 189V190H15ZM24 189V190H23ZM26 189H28V190H26ZM37 189V190H38ZM44 189V190H43ZM69 189V190H68ZM151 189H153L152 190V192H150V189H149V191L147 192V193H144L143 192V189L141 190V192H143V196L144 197H148V198H152L153 197V195L154 196H156V197H158V196H160V197H158L157 198V200H167L168 198H169V193H167V191H170V189H168V187H167V185H165L164 186V189L163 190H159L158 188H156L155 186L153 187V188H151ZM249 190L251 189V188H248ZM2 190V191H1ZM6 190V191H5ZM9 190V191H8ZM15 190V191H14ZM85 192H84V191ZM114 190V191H113ZM116 190V191H115ZM18 191V192H17ZM110 191H111V193H110ZM150 192V193H149ZM250 192H251V190H250ZM101 193H103V195H104V193H106V195H104L105 197H102L101 196ZM165 193H167L166 195H165ZM33 194V195H32ZM28 195V196H27ZM40 195V197H38ZM76 195V196H75ZM90 197H88V196ZM108 195V196H107ZM84 196V197H83ZM107 196V197H106ZM12 198L11 200L9 199V198ZM72 197V198H71ZM32 198V199H31ZM74 198V199H73ZM107 198V199H106ZM136 198V197H135ZM154 198V197H153ZM16 199V200H15ZM85 199H87L88 200V202H89V204H87V206H86V208L83 206V204H81V202H83V200H85ZM91 199V200H90ZM106 199V200H105ZM262 198L260 197V199H255V198H253V200H256V201H260ZM156 199H153V201L154 202H156L157 201ZM67 201V202H66ZM102 201H105V203L106 204H102ZM27 203V209H25V204ZM14 204V205H13ZM132 204V205H131ZM89 205V206H88ZM103 205V206H102ZM114 205V204H113ZM113 205H112V207H113ZM134 205V199H132L131 200V202H130V204H129V208H131L132 206ZM257 205H259V206H261L260 204H257ZM53 206V207H52ZM103 207V208H102ZM10 210V211H9ZM46 212V213H45ZM56 213V214H55ZM153 218L152 219H154V220H158L161 224L162 223H164V219H165V217H162V216H160L159 215V211H156V212H153ZM51 216V220L49 219V217ZM164 218V219H162V218ZM100 218V219H101ZM161 218V219H160ZM99 219V218H98ZM99 219V220H100ZM82 221V222H81ZM84 221V222H83ZM162 221V222H161ZM21 223V224H20ZM67 223V224H66ZM85 224V225H84ZM75 225V226H74ZM76 228V229H75ZM43 231V232H42ZM158 231V230H157ZM14 232V231H13ZM62 232V233H61ZM159 232V231H158ZM49 233H51V236H49ZM168 233H169V237H170V239H173L174 241H177L178 240V233L177 232H171V231H168ZM14 234H15V232H14ZM16 235V234H15ZM172 237V238H171ZM16 238V237H15ZM34 238V239H33ZM32 242V243H31ZM33 242H35V243H33ZM151 259H152V257L150 258V264H151Z\"/></svg>",
    "mask_w": 264,
    "mask_h": 264
}]
</instances>
